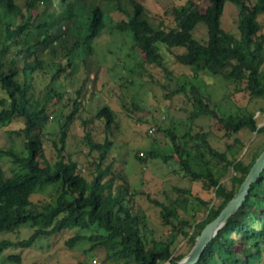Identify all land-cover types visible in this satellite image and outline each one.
Segmentation results:
<instances>
[{
	"label": "trees",
	"instance_id": "trees-1",
	"mask_svg": "<svg viewBox=\"0 0 264 264\" xmlns=\"http://www.w3.org/2000/svg\"><path fill=\"white\" fill-rule=\"evenodd\" d=\"M91 1L27 0L22 6L17 0H0V91L3 95L0 126L6 129L11 124H20L16 131L10 130L8 134L20 137L25 147L24 153L10 148V144L0 148V237L4 233H19L23 227L33 230L26 240L0 238V256L9 249H30L41 239L76 228L95 233L74 236L66 243L71 249L90 241L111 252L110 258L114 260L177 264L186 257L174 256L178 239H188L193 249L205 227L233 200L264 147L246 163L239 159L241 150L230 152L232 146L226 152L215 149L210 143L209 132H186L182 140L190 138L193 142L191 148H186L181 146V139L174 130L166 131L187 176L192 181L205 182L220 201L214 206L202 201L208 211L203 221H196L194 225L183 221L174 226L172 220H180L181 210L187 211L191 204V190L177 188V198L168 204L149 197V201L161 209L163 223L172 226L164 240L153 237L147 217L134 213L128 186L120 184L115 174L111 175L110 167L105 168L118 127L111 108L105 107L96 115L97 120L105 121L103 142L94 140L88 128L91 122L83 121L87 126L85 139L90 153H99L100 162L96 164L93 179L79 172V166L71 157L66 158L73 125L81 119L79 114L90 101L88 93L83 95L82 88L73 112L60 123V148L55 143L57 161L52 163L46 159L39 127L49 119L48 101L61 95L54 89L55 81L63 73L69 77L76 74L72 64L78 55L86 63L88 91H95L92 85L96 77L91 74L96 72L97 64L89 66L87 62L93 53L91 43L112 25L99 8L87 15L78 13L82 10L78 5ZM186 1L169 13L174 27L167 30L164 22L158 25L152 22L140 0H128L132 12L124 8L123 0H118L116 9L123 12L124 17L112 28L132 37L143 64L160 68L167 76L173 75L166 59L169 56L174 65L189 68L195 77L220 78L248 93L251 100L264 99V35L258 21L264 16V0H207L209 6L204 12L192 0ZM229 3L239 10L238 34L223 28L222 19ZM199 26L207 30L205 42L195 37ZM63 52L68 63L65 66L47 60ZM78 65L76 62V68ZM50 67L52 74H49ZM55 68L58 69L54 74ZM38 89L48 92V100L31 98ZM177 93L185 94L193 104L192 120L210 117L220 125L227 138L236 136V143L241 142L237 135L245 129L264 134V127H258L255 112L240 111L221 116L218 109L209 104L205 88L193 85L188 93L186 86H181ZM149 157L167 163L174 155L153 150ZM136 158L144 162L139 154ZM4 160L11 163L9 170ZM230 170L233 176L228 187L221 179ZM48 186L55 189L53 200L44 204L34 202L33 197ZM187 228L193 229V233ZM9 260L20 262L17 256H10ZM198 264H264V172L241 210L230 218Z\"/></svg>",
	"mask_w": 264,
	"mask_h": 264
},
{
	"label": "rangeland",
	"instance_id": "rangeland-1",
	"mask_svg": "<svg viewBox=\"0 0 264 264\" xmlns=\"http://www.w3.org/2000/svg\"><path fill=\"white\" fill-rule=\"evenodd\" d=\"M27 0H17V3L24 6ZM147 9V14L156 25L164 22L168 30L174 27L172 15H169L177 6L185 5L186 0H140ZM196 6L205 11L209 2L207 0H192ZM255 2V0H251ZM118 0H92L86 5H78L82 10L81 15H87L99 8L104 17L111 21L109 28L102 35L91 43L93 53L88 57L89 66L94 67L95 82L89 90V83H85L86 63L78 55L75 68L76 74L69 77L63 73L54 83L56 96L50 103V114L47 123L39 127L43 136V154L45 158L54 163L58 159L57 149L60 148V123L74 110V103L78 98V91L83 89V95L88 93L89 103L82 109L73 125L68 137L66 158L71 157L79 166V172L92 180L99 163V153H90V147L85 139L87 126L83 121H90L88 126L96 142L105 140V121L96 119V115L105 107L113 110L116 116L118 127L115 128L114 142L110 151L109 159L105 168H111V175L115 174L119 183L128 186L130 193L128 198L133 197L134 213L145 215L148 226L153 231V237L157 240H164L172 231V226H166L161 218V209L149 201V197L159 202L168 204L178 196L176 189L191 190V204L187 211L180 212V220H172L174 226L183 221L201 222L207 216V208L203 202H210L211 206L218 205L219 201L215 191L210 189L205 182L192 181L180 165L179 157L175 147L166 133L174 130L180 137V144L183 147L191 148L193 142L190 138L186 140L183 136L186 132L192 131L209 132L210 143L220 152H226L232 146L230 152L241 150L239 159L249 163L253 156L264 147V134L258 135L245 129L237 135L240 143L235 142V137L227 138L220 125L210 117L191 119L193 104L185 94L177 93L181 86H186L188 93L193 85L205 88L207 97H210L209 104L216 107L221 116H230L240 111L255 112V119L258 127H264V99L251 100L246 92H241L237 86L214 78L209 75L195 74L186 67L174 65L169 56H166L168 66L173 75L167 74L160 68L143 64L141 53L135 48L130 35L113 30V26L121 21L124 13L116 9ZM123 6L129 12L132 8L128 0H123ZM36 14V13H35ZM239 10L233 4H227L222 19L223 28L233 34H238ZM258 21L262 25L261 34L264 35V16ZM199 41L205 42L207 30L199 26L195 32ZM66 52V51H65ZM63 55L57 54L54 58H48L54 63L64 66L67 63ZM50 61V62H52ZM34 62V61H32ZM264 68V67H263ZM49 74L53 73V68ZM56 69V68H55ZM58 69V68H57ZM57 69L54 71H57ZM91 81V80H90ZM88 91V92H87ZM46 90H37L32 93L36 100H48ZM0 91V99L2 98ZM86 97L85 99H88ZM172 97V98H171ZM20 124L14 123L6 129L0 126V148L4 145H12L10 148L19 153L25 152L24 142L16 135H9L11 130H17ZM6 130V131H5ZM58 144V148L55 146ZM157 150L161 153H171L174 158L165 163L162 159L152 160L149 154ZM139 154L144 162L139 161L136 155ZM6 169L12 167L11 163L4 160ZM233 171L225 174L221 183L230 187V178ZM55 189L46 187L33 197L37 204L51 202L54 198ZM201 200V201H200ZM203 201V202H202ZM190 233L193 229L187 228ZM94 231H81L76 228L64 230L57 236L44 238L30 249H9L0 256V264H136L134 261H119L111 259V252L102 245H96L90 241L77 244L73 249L66 243L76 235L90 236ZM95 233V232H94ZM33 234L30 227H23L19 233H4L0 238L17 241L28 239ZM150 238V236H149ZM191 252L188 239L180 237L176 242L174 256L185 255ZM10 256H17L20 262L9 260ZM169 264V263H166Z\"/></svg>",
	"mask_w": 264,
	"mask_h": 264
},
{
	"label": "water",
	"instance_id": "water-1",
	"mask_svg": "<svg viewBox=\"0 0 264 264\" xmlns=\"http://www.w3.org/2000/svg\"><path fill=\"white\" fill-rule=\"evenodd\" d=\"M264 172V151L257 159L246 180L240 187L233 200L223 209L220 215L209 223L196 240L191 252L177 264H198L202 255L218 236L220 231L228 224L230 218L243 207L252 187L258 182Z\"/></svg>",
	"mask_w": 264,
	"mask_h": 264
}]
</instances>
